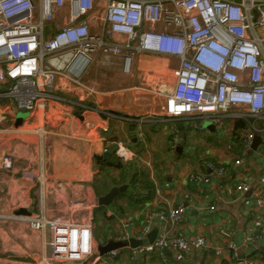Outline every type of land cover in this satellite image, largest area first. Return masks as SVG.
<instances>
[{
  "label": "built area",
  "instance_id": "obj_1",
  "mask_svg": "<svg viewBox=\"0 0 264 264\" xmlns=\"http://www.w3.org/2000/svg\"><path fill=\"white\" fill-rule=\"evenodd\" d=\"M64 7L67 16L61 13ZM263 10L261 0H0V93L4 89L2 96L12 100L16 111L26 113L31 124L37 121V114L56 124H72L70 109L54 95L57 79L84 90L83 101L93 90L80 79L94 57L120 58L121 73L130 74L136 58L151 55L167 61L156 73L164 79L158 94L164 97L163 115L167 119L220 122L224 118H251L248 130L227 150L238 143L250 150L260 133L257 152L264 155V47L257 35L264 27ZM59 18L64 24L47 35L49 25ZM171 79L174 84L169 87ZM81 108L89 114L102 113L93 105ZM241 109L244 112L238 113ZM257 121H263V126L257 127ZM90 125L86 123V139L91 130L101 128ZM15 133V129L0 131V138L5 135L9 143L0 158V171L14 168L10 142L16 139ZM115 154L124 162L133 156L122 143H117ZM243 163L237 159L231 168L208 164L207 169L209 176L230 179L232 170ZM209 176L192 174L189 181L194 186L207 185ZM22 177L30 179L32 175ZM250 190L243 181L236 186L242 194ZM259 198L258 207L264 210V191ZM185 212L184 205L147 212L137 233H126L123 240L144 239L154 228L158 234L153 244L132 250L131 260L153 252L164 259L166 252L181 254L195 247L207 248L202 237L171 234V227L183 222ZM26 225L32 231L49 233L44 257L49 263L81 264L95 250L91 219L73 224L62 218L36 216ZM255 240L257 235L244 239L243 245L251 246ZM227 247L235 257L237 247ZM216 253L221 254V250ZM118 255L116 250L108 256L113 259ZM240 264L256 263L247 258Z\"/></svg>",
  "mask_w": 264,
  "mask_h": 264
},
{
  "label": "crops",
  "instance_id": "obj_2",
  "mask_svg": "<svg viewBox=\"0 0 264 264\" xmlns=\"http://www.w3.org/2000/svg\"><path fill=\"white\" fill-rule=\"evenodd\" d=\"M257 35L264 47V29L258 30ZM114 60L118 63L117 67L108 72L116 71L123 75L121 59ZM166 62L151 55L136 58L132 72L135 66L139 69L147 90H130L132 93L121 89L103 92L97 89L95 82L88 86L81 77L80 82L93 90L83 101L80 100L84 90L75 89L74 85L66 83L64 79H57L54 95L61 98L63 104L70 109L74 120L72 124H56L49 118L44 120L40 114H37V121L31 124L28 115L16 111L13 103L2 96L4 90L1 91L0 102L6 100L8 104L0 109V125L1 122H4L3 125L8 123L7 130L15 129L16 139L10 142L14 168L10 172L0 171V264H52L44 259L49 233L30 230L26 221L36 216L62 218L73 224L89 219L92 221L101 207L98 206L97 199L108 192L104 193L102 176L106 173L119 175V172L110 169L102 173L99 165L101 162L98 163L96 157L115 151L117 143L124 144L132 153L129 162L135 167L145 163L143 160L151 161V158L156 160L151 161L152 163L161 166L157 170L155 165L156 176H150L155 185L151 201L132 207L124 199L119 201V205L126 211L125 216L115 220L116 227L119 228L116 233L118 239L115 241L123 240L126 233H137L147 212L167 211L178 205H186L183 222L171 227L170 232L172 235L182 233L188 239L202 237L207 248L195 247L181 254L166 252L164 259L158 252H153L138 261L130 259L131 249H121L115 259L102 258L95 264H240V260L247 258L264 264V210L258 207L259 194L264 191V155H259L257 150L246 151L238 143L230 151L226 148L231 156L230 162L229 155L225 152L223 164H214L216 167L231 168L235 160L242 159L245 162L243 168L232 170L229 174L233 175L232 178L218 179L209 176L211 173L207 165L210 163L200 166L189 164L179 174L176 161L187 156L186 150L191 146L188 143L189 136L193 140L194 131L197 130L192 123L196 118L167 119L163 115L164 97L158 92L164 79L156 76V73L158 69L162 70ZM173 84L174 79L168 81L169 87ZM152 85L156 92L152 90ZM84 105H93L102 113L89 114L81 108ZM237 112L242 113L244 110ZM48 116L49 113L46 114ZM231 119L224 118L221 122L203 119L211 122L214 127L212 131H206V135L211 139L217 136L223 139L222 142L228 141L230 144L233 142L230 141V135L235 129V123ZM86 123L92 124L90 127H101L87 133V139ZM161 123L173 125L174 134L179 136L178 141L184 137L183 148H176L177 154L174 157L178 159L174 161L175 165H168L171 161L169 158L157 160L156 153L151 148L155 140H150L149 143L145 138V132L154 137L156 132L153 127ZM111 125L114 132L109 134ZM2 153L3 149L0 147V158ZM27 173L32 175L30 179L22 177ZM192 174L208 175L209 184L194 186L189 181V175ZM176 175H181L179 180H175ZM241 181L250 185V193L236 191V186ZM96 183H100L98 189L101 193L96 189ZM125 185L127 189L120 196L129 190V185ZM112 187L115 186L110 185L109 190ZM106 208L108 216L112 215L113 210L110 211L109 206ZM20 210L30 214H15ZM254 235L258 236V240L251 246H244L243 240ZM93 243L95 249L97 245L103 244L95 240ZM229 244L237 247L235 257L227 247ZM219 249L221 254L217 255L216 251Z\"/></svg>",
  "mask_w": 264,
  "mask_h": 264
},
{
  "label": "rangeland",
  "instance_id": "obj_3",
  "mask_svg": "<svg viewBox=\"0 0 264 264\" xmlns=\"http://www.w3.org/2000/svg\"><path fill=\"white\" fill-rule=\"evenodd\" d=\"M261 1L264 2V0H261ZM61 13L63 14V16H67L68 9L66 7L62 8ZM63 24H64L63 19L59 18L53 24L49 25L48 34H52L56 32ZM262 29H264V27ZM133 63H135V60L133 61ZM117 64L118 63L115 62L114 58L104 59L101 55H98L97 57H94L93 61L88 65L86 72H85L87 74L82 76L83 81L87 83L88 86H90L92 82H95L97 89L102 90L103 92H111V91L115 92L121 89L123 91L132 93V91L130 90H134V89L143 90L144 88L145 90H147L145 83L142 81L141 72L136 66L134 67V71L133 72L131 71L130 74L120 75V73L117 74L116 71L108 72L111 69L117 67ZM171 68L174 69L175 65H171ZM168 75L169 73L167 72L166 77H168ZM149 78L151 79V77ZM152 90L156 92V89H154V85H152ZM6 99L7 101L12 102L11 99L9 98H6ZM5 104H8L6 100L1 101L0 109L5 107ZM3 123L4 122H1V125H0V130L2 131L7 130L6 128L9 126L8 123H5L6 125H3ZM192 123L196 125L195 128L197 127V130L194 131V134L197 136L194 135L193 137L195 138H193V140H191L189 136L188 143H190L191 146L188 148V150H186L187 152L185 151L186 152L185 155L187 156L186 157L183 156L184 158H181L179 160H177L178 158L175 159L174 157L176 153V148L177 147L183 148L182 144L185 143V141H184V137L180 138V140L178 141L179 136L174 134V127L171 123H161L157 125L156 127H153V129L156 132V135L154 137L150 133L145 132V138L149 143H150V140H155L154 142H152L151 148L156 153L157 160H162L163 158H169L171 159V161L168 162L169 166L175 165L173 163L174 161L177 160L176 162L178 164L177 166H178L179 174L183 173L184 171L183 168H186L187 165L192 164V163L197 164L199 166L205 165V163L215 164L216 166L220 165V163L223 164L222 162H223V157H225V152L228 154L226 148L229 142L226 141V143H224V141L223 142L221 141L223 139L218 138L217 136H215L214 139L209 138V136L206 135V131H211V130L207 128L206 121H203V118H196L193 120ZM256 126L262 127L263 122L257 121ZM218 127H220V125H218ZM112 132H114V130H113V126L111 125L109 129V134H111ZM216 143H218L219 145L216 146ZM8 146H9L8 139L4 135L2 138H0V147H2L3 153L4 151L6 153ZM230 158L231 156L229 155V158H228L229 162L231 161ZM150 160L154 161L155 159L151 158ZM143 161L147 163V165L145 163H140L138 165V168L142 172H147L150 176L152 175L155 177L156 176L155 175L156 174L155 165L157 166V170L159 169V166L161 165H158L156 163L154 164L151 161H148L147 159ZM244 163L241 166V168H243ZM123 164H128V163L127 162L124 163L123 161ZM180 176L181 175H176L174 177L175 180H179ZM102 177H104V175ZM106 181L108 184H110L109 179H106ZM99 186H100V183H96L97 189L99 188ZM96 219H97L96 224H99L100 219H101V215L99 212L96 213ZM116 226L117 225L115 223H112L109 227V231L114 230L115 233H118L117 229L119 228ZM93 227L95 229L94 230L92 229L93 231H91V235H95L96 233L97 241H100V238H103L104 236L105 229L104 227L96 228L95 225ZM107 257H108V254L105 257H103V260L108 259ZM130 259H131V256H130ZM256 264L258 263L256 262Z\"/></svg>",
  "mask_w": 264,
  "mask_h": 264
},
{
  "label": "trees",
  "instance_id": "obj_4",
  "mask_svg": "<svg viewBox=\"0 0 264 264\" xmlns=\"http://www.w3.org/2000/svg\"><path fill=\"white\" fill-rule=\"evenodd\" d=\"M47 35H48V29H47ZM231 120H233L235 123V129L230 135L231 138L230 141L231 140L237 141L238 135L248 130L249 124L251 123V118L248 117L236 118V119L232 118ZM259 122H263V121H259ZM258 135L260 136V133H258ZM109 153L111 154V159L109 161H102L99 164L100 170L102 171V173H104L106 172L107 169H110L111 171L119 172V175L114 176V175H110V173H106L104 175L103 177L104 193L109 191L110 185L119 187L127 184L129 185V190L125 195L117 197L111 203L108 209H110V211L113 210L112 215L108 216V210L106 207H99L98 210L96 211V213L99 212L101 215L99 224H96L97 223L96 213L95 216L93 217L92 220L93 226L95 225L96 228L104 227L105 229L103 238H100V241L103 243L106 242L108 237H112L114 240L118 239V235L115 233L114 230L109 231V227L112 223H115L116 219H120L121 217L125 216L126 209H123L119 205L120 200L124 199L127 205L132 207L137 205H143L147 201H151L155 194L154 182L150 179V175L147 172H142L138 167H135V165L132 164L131 162H127L128 164H123V161L116 156L115 151L113 152L109 151ZM224 168L226 169L227 167ZM106 179H109L110 184L107 183ZM127 179H129L128 182ZM99 192L101 193L100 190ZM98 196H100L99 193ZM94 229L95 228L93 227V230ZM92 237L95 240V242L97 243L100 242L97 241L96 233L95 235H92ZM107 258H109V256Z\"/></svg>",
  "mask_w": 264,
  "mask_h": 264
},
{
  "label": "water",
  "instance_id": "obj_5",
  "mask_svg": "<svg viewBox=\"0 0 264 264\" xmlns=\"http://www.w3.org/2000/svg\"><path fill=\"white\" fill-rule=\"evenodd\" d=\"M264 11V10H263ZM257 14L254 13V17L256 18ZM71 73H73L72 69H69ZM4 90V89H3ZM206 126L211 131L213 130V124L210 122H206ZM261 143L260 136H256L250 146V149L255 152L258 148V146ZM111 159V154L108 152H105L102 156L96 157V160L98 163L102 161H109ZM127 189L126 185L119 186V187H112L105 195L99 197L97 199L98 206L101 207H108L111 205V203L119 197L121 194H123ZM186 207V205H185ZM15 214H26L29 215L25 210H20L16 212ZM158 234V229L154 228L144 239H134L129 238L127 240H113L108 239L105 243L99 244L96 246V249L91 253V255L81 264H95L98 260L105 257L107 254L120 250V249H131L134 250L138 247L145 246V245H151L156 239V236ZM240 260V259H239ZM241 261V260H240Z\"/></svg>",
  "mask_w": 264,
  "mask_h": 264
}]
</instances>
